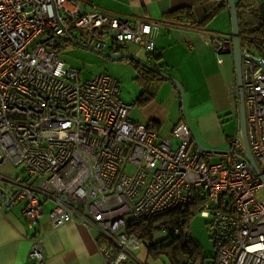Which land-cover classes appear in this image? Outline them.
I'll return each instance as SVG.
<instances>
[{"label":"built area","instance_id":"2783aa9c","mask_svg":"<svg viewBox=\"0 0 264 264\" xmlns=\"http://www.w3.org/2000/svg\"><path fill=\"white\" fill-rule=\"evenodd\" d=\"M163 27L233 52V34L89 10L85 0H0V208L25 200L34 226L52 202L56 228L79 222L111 242L98 244L104 264L137 259L143 242L131 223L184 209L208 219L215 264H264V53L243 50V83L235 84L258 170L240 121L228 148H200L185 118L163 137L130 118L116 77L85 80L61 57L75 40L100 52L112 45L119 54L130 43L151 52ZM45 252L34 237L31 258Z\"/></svg>","mask_w":264,"mask_h":264},{"label":"crops","instance_id":"0c3cea01","mask_svg":"<svg viewBox=\"0 0 264 264\" xmlns=\"http://www.w3.org/2000/svg\"><path fill=\"white\" fill-rule=\"evenodd\" d=\"M85 1L89 10H105L134 19H155L233 34L232 11L227 0ZM262 1L251 0V3L259 6ZM155 45L153 53L137 43H130L120 51L131 55L121 59L131 61L137 75L138 65L140 68L145 66L149 76L157 77L151 86L149 100L150 104L156 103L162 108L164 115H151L147 125L166 137L185 118L199 147L228 148L234 139V124L238 130L240 121L236 114L235 84L238 80L234 46L232 53L222 55L213 46L205 44L196 33L168 27H163L156 36ZM109 48L106 52L114 53V47L110 45ZM245 49H251L257 55L264 53L262 45H243ZM222 59L223 63L220 62ZM175 81L182 85L183 91ZM165 113L172 114L169 122L164 118ZM130 118L140 123L136 120L138 117H132L131 110ZM24 204L25 200H22L12 209L0 208V264H104L98 244L111 246V242L99 231L79 222L56 228L49 215L53 207L50 201L46 202L48 213L38 225L32 226L23 215ZM36 236H41L46 246L42 261L31 258ZM134 254L138 260L132 259L127 264H147L152 256L146 243Z\"/></svg>","mask_w":264,"mask_h":264},{"label":"rangeland","instance_id":"374dc122","mask_svg":"<svg viewBox=\"0 0 264 264\" xmlns=\"http://www.w3.org/2000/svg\"><path fill=\"white\" fill-rule=\"evenodd\" d=\"M61 57L69 64L81 70L85 80L102 72L109 73L118 78L123 90L124 100L134 104L131 109V115L132 117H138L136 118L138 122L147 125L149 124L151 115L155 116L156 114L158 117L164 115L163 111H161L162 108H158L156 103L150 104L151 101L147 98V91H144L143 80L137 78V70L131 61L127 59L110 58L103 52L84 46L80 40L68 41ZM171 116L172 114L165 113L164 118H167L169 122ZM236 133L237 125L235 123L232 136L235 137ZM215 161L218 162L219 159ZM15 169L18 171L22 170V168ZM130 169L133 170V166H131ZM130 218H132V215H127V219ZM191 230L193 238L200 245L205 256L204 259L202 256L197 264H215L217 248L211 234L208 219L203 217L200 213L197 214L192 220ZM167 235L166 231L157 230L154 240L166 239ZM168 263L169 260L166 256L155 257L152 255L147 261V264Z\"/></svg>","mask_w":264,"mask_h":264},{"label":"trees","instance_id":"16d2710c","mask_svg":"<svg viewBox=\"0 0 264 264\" xmlns=\"http://www.w3.org/2000/svg\"><path fill=\"white\" fill-rule=\"evenodd\" d=\"M240 9H243V11L240 12ZM239 12L243 45L251 47L254 45L264 46V16L260 11V6L252 5L251 0H242L239 5ZM136 67L139 73L137 77L143 78L141 80L145 84L144 91H147L146 94L149 99L152 95L150 94L151 86L156 82L157 77L146 74L148 69L145 66L140 68L137 65ZM150 72L152 73V71ZM193 218L184 209H175L149 221L145 220L139 222V224L131 223V230L139 235L143 243L147 244L151 255L155 257L166 256L169 260L168 264H197L201 257L203 256L204 259L205 256L200 245L192 236L191 224ZM157 230L166 231L168 234L166 239L154 240ZM216 259L217 256L215 262Z\"/></svg>","mask_w":264,"mask_h":264},{"label":"water","instance_id":"95a60500","mask_svg":"<svg viewBox=\"0 0 264 264\" xmlns=\"http://www.w3.org/2000/svg\"><path fill=\"white\" fill-rule=\"evenodd\" d=\"M230 7H231V14H232V20H233V34H234V50H235V61H236V70H237V80L238 84L243 83V74H242V60L244 56V51H243V45H242V38H241V26H240V12H239V5L242 2V0H227ZM260 11L264 16V1L260 3ZM105 55L110 56L112 58H129L131 57L130 54H115V53H108L104 52ZM261 65L264 66V62H262L260 59H257ZM146 66L152 68L153 70L164 74L160 70L154 68L153 66L143 62ZM177 84H179L181 90L183 91L182 85L175 81ZM240 124L241 128L244 134V139L245 143L247 145V158L250 161V163L258 170V165L257 162L254 158V155L251 152L250 145H249V140H248V133H247V117H246V109L244 104H240ZM202 149H208L205 147H200Z\"/></svg>","mask_w":264,"mask_h":264}]
</instances>
